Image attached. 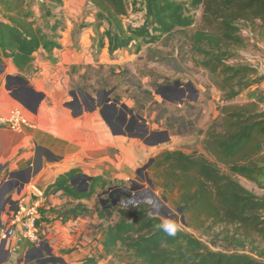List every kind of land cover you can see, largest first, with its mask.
Wrapping results in <instances>:
<instances>
[{
  "label": "trees",
  "instance_id": "1",
  "mask_svg": "<svg viewBox=\"0 0 264 264\" xmlns=\"http://www.w3.org/2000/svg\"><path fill=\"white\" fill-rule=\"evenodd\" d=\"M30 1L0 0V56L10 58L19 71L28 69L36 51L43 50L44 58L55 61L53 50L61 48L58 31L63 20L53 9H47L42 21L38 20ZM45 3L57 8L60 0ZM87 3L94 10L96 46L106 48L110 55L130 46L138 51L145 44H158L188 30L191 49L202 57L200 64L221 95L218 115L198 131L202 150L164 149L150 158L147 168L152 173V187L160 188L166 200L173 198L180 213L175 219L183 225L182 231L168 236L157 227L164 219L147 203L125 199L126 206L109 208L99 201L95 226L102 251L80 264H99L100 259L118 251L125 252L128 264H264V247L256 245V255L236 249L247 241L253 245L254 238L264 243V195L237 178L264 188V64L245 61L238 51L246 46L244 30L264 47V0H138L137 12L129 7V0ZM132 12L141 13L140 22L129 19ZM244 91L252 93L237 102ZM75 173L82 172L75 168L61 175L45 196L61 191L80 200L90 197L95 187L101 192L112 187L95 175L85 193L76 192L70 185ZM115 210L118 218L112 222ZM89 212L78 202L58 210L57 217L64 223ZM202 236L211 237L212 246L217 245L215 237H222L235 249H212Z\"/></svg>",
  "mask_w": 264,
  "mask_h": 264
},
{
  "label": "crops",
  "instance_id": "2",
  "mask_svg": "<svg viewBox=\"0 0 264 264\" xmlns=\"http://www.w3.org/2000/svg\"><path fill=\"white\" fill-rule=\"evenodd\" d=\"M49 3L54 4L52 1ZM57 5L53 11L63 20V27L58 31L61 48L53 50L55 61L44 58V51L40 49L34 53V59L28 69L19 71L10 58L0 56V111L6 113L19 106L33 123L32 126L23 127L19 131L0 127V241L5 240L4 246L0 248V264H35L39 250L45 248V237L41 238L40 247H34L24 237L21 225L11 221V215L18 200L25 204L38 202L41 216L49 214V206L59 203L52 193L45 196V193H38L31 185L48 166L72 164L75 168L80 166L89 169L100 164L99 170L102 173L123 176L136 168L140 156L149 151L148 147L166 143L155 142L165 137L160 135L164 129L154 130L147 126L144 118L141 119L149 128V134L160 137L148 141L146 137L137 134L136 128L142 120L135 125L130 124L128 120L131 110L128 111L127 106L122 107L119 103L111 101L102 107L89 109L82 105L81 100L76 106L66 103L70 82L65 76V65L82 60L92 61L88 52L93 43L95 18L94 10L87 0H60ZM85 8L90 10L88 14L84 13ZM31 9L34 17L41 20L38 18L37 3L32 5ZM141 16L139 13L137 22L141 21ZM196 16L199 17V10ZM132 17L134 16L131 15L130 18ZM82 20L87 23L85 26L79 24ZM120 115H125V119H120ZM106 148L116 150L113 161L106 155ZM139 168L141 167L137 169ZM28 170L31 172V178L19 188L20 177L11 174ZM99 170L97 169L96 173ZM82 174L85 173L78 176ZM263 180L264 178L262 182ZM245 181L253 184L255 188L258 187ZM59 192L61 191L54 194ZM47 199L51 205L46 203ZM138 199L148 201L140 196ZM84 224L85 221L78 218L62 224L55 220L52 225L58 235L54 237L55 245L49 246L58 249L57 246L63 248L72 243L78 248L74 253L86 251L88 237L82 232ZM74 225L76 227L73 229ZM73 230H76V233H70ZM77 242L79 245H76ZM56 254L61 255L58 252Z\"/></svg>",
  "mask_w": 264,
  "mask_h": 264
},
{
  "label": "rangeland",
  "instance_id": "3",
  "mask_svg": "<svg viewBox=\"0 0 264 264\" xmlns=\"http://www.w3.org/2000/svg\"><path fill=\"white\" fill-rule=\"evenodd\" d=\"M134 1H136V6L133 8ZM129 2V7L137 12L139 10L137 6L138 0H129ZM29 3L30 6L36 4L34 0H31ZM37 6L38 18H41L47 9H53V6H50L48 3H37ZM89 12V9H84V13L88 14ZM138 14L132 12L131 15L134 17L130 18V20L135 23L139 21L136 18ZM198 18L196 16V19ZM79 24L85 26L87 23L82 20ZM93 31V43L89 47L88 52V55L92 56V61L82 60L81 62L65 65V76H67L70 82V93H67L66 103L69 106H76L81 100V93L85 92L94 100L101 99L106 92L107 94L111 93L112 96L119 100L120 105L125 104L129 109L137 113L140 118H144V121L148 123L147 126L154 128V130H167L170 140L158 146L148 147L150 152L147 151L142 154L136 168L123 176L102 173L100 171V164L89 167V169L80 166L76 168L79 172L87 175H99L105 178L110 186L116 184L129 185L132 180L136 179L137 176H141L140 173H142L140 183L143 185L142 189L145 193L140 195V197L152 201L150 203L152 212H157V215L164 220L179 219L180 213L173 202V198L169 197V200L163 199L164 196L161 189L148 184L147 180L151 179L152 173L148 169L146 171L142 170L139 174L135 171L138 167H143L153 155L164 149H181L186 153L195 150L200 151V148H202V135L198 131L204 129L207 123L218 115L217 105L220 102L221 93L213 84L211 74L201 66L200 61L202 57L191 49L188 30L184 33H174L158 44H145L138 51L135 49V46H130L116 51L113 55H110L107 49L98 50L96 46V31L95 29ZM243 34L246 36L247 42L244 48L238 50L242 58L257 66L264 64V47L262 43L257 41L258 38L256 37V39L254 35H248L246 30H244ZM177 83L191 84L196 90V99H185L184 103H180V97L173 99L171 94L168 93L167 96H164L161 93L162 85H175ZM251 93V91H244L242 96L235 100L242 102L248 99ZM115 154L116 150L114 148H106V155L110 158V161L115 159ZM97 169H100L98 173H96ZM237 178L242 184L252 188L257 193H260V195H264V188L260 189L256 187V189L253 184L247 183L242 178ZM100 192V189L95 187V191L90 197L80 200L69 198L62 192L56 195L52 193L59 203L49 206L48 210L55 209V212L50 211L49 214L40 215L38 218L40 233L43 232L41 237H45V241L50 246L51 244L55 245L54 237L58 235L52 223L55 220L61 222L59 217H57L58 210H61L64 206L80 202L90 211L87 215L78 218L85 221L82 232L88 237L86 251L76 254L74 251L78 248L69 243V245H65L63 248L57 246L58 249H53L51 247L54 255L63 257L69 263H79L89 254L96 256L98 252L102 251L99 241V230L95 226L99 222L96 212L100 208V202L97 197ZM154 196L159 200L157 203H155L156 199ZM46 203L51 205L48 199ZM117 218V210L112 211L111 221L114 222ZM44 225L49 226L44 227ZM75 227L74 225L73 229ZM73 231L70 233H76V230ZM196 235L201 236L199 233H196ZM202 238L207 241L212 249H235L234 245L229 244V241L223 240L222 237H215L213 239L217 243L215 246H212L209 242L211 237L202 236ZM246 243L244 247H237V251L256 255V250L253 248L256 245L261 248L264 247V243H261L257 238H254L253 245L249 244L248 241ZM76 245H79L78 242ZM56 252L61 255H57ZM65 254L68 255L65 256ZM99 264H128V258L124 251H118L114 256L110 255L100 259ZM132 264L138 263L132 262Z\"/></svg>",
  "mask_w": 264,
  "mask_h": 264
},
{
  "label": "flooded vegetation",
  "instance_id": "4",
  "mask_svg": "<svg viewBox=\"0 0 264 264\" xmlns=\"http://www.w3.org/2000/svg\"><path fill=\"white\" fill-rule=\"evenodd\" d=\"M161 93L164 96H167V94H171L173 99H177L180 97V103H184V100H195L197 97L196 90L191 84H164L161 86ZM109 94V93H108ZM106 93L103 94L101 99L94 100L87 92L81 93V103L82 105H85L89 109H94L95 107H102L107 102H113L115 98L110 93L109 95ZM182 101V102H181ZM118 104L117 102H115ZM115 107V106H114ZM127 110V109H126ZM129 111V109H128ZM125 115H120V119H125ZM142 120L137 113L131 110V116L129 118V123L135 125L138 121ZM148 127L142 120L140 124H138L136 131L137 134L146 137L148 141H153L159 138V135L149 134ZM161 136L164 134H160ZM150 163V161H149ZM149 166V165H148ZM148 166L144 169L147 170ZM26 171L22 172L19 176L23 179L30 180L31 172ZM142 172V171H141ZM81 173H75L71 177L70 185L75 189L76 192L79 193H85L84 189L85 187H90L92 180H88V184H86L85 180L80 178L78 175ZM142 176V173H140ZM141 176H137L136 179L132 180L129 185L127 184H116L113 185L109 190H104L98 195L99 201L107 205L109 208L115 207L116 204H122L121 202L125 199H127L129 202L133 201L135 198H138L140 195H142L144 190L141 186ZM61 177V176H60ZM58 177V179L60 178ZM57 179V180H58ZM57 182V181H56ZM53 186V185H52ZM51 188V186L49 187ZM116 196H118L116 198Z\"/></svg>",
  "mask_w": 264,
  "mask_h": 264
},
{
  "label": "built area",
  "instance_id": "5",
  "mask_svg": "<svg viewBox=\"0 0 264 264\" xmlns=\"http://www.w3.org/2000/svg\"><path fill=\"white\" fill-rule=\"evenodd\" d=\"M34 1L38 4H42V3H45L47 0H34ZM32 124L33 123L24 114L23 110L19 106H15L11 108L6 113H3L2 111H0V127H8L9 129L19 131L23 127L32 126ZM141 186L143 185L141 184ZM148 201H141L138 198H135L131 202H134V203L144 202L150 205L152 201L151 200H148ZM155 201H156L155 203H157L159 200L156 199ZM122 204L126 205L127 202L123 201ZM150 209H152L151 206H150ZM39 217H40L39 203L36 201L30 204H25L22 200H18L15 208L12 211V215H11V221L13 223H19L21 225L22 233L24 237L29 241L31 245L37 248L41 245L40 230H39V225H38Z\"/></svg>",
  "mask_w": 264,
  "mask_h": 264
},
{
  "label": "water",
  "instance_id": "6",
  "mask_svg": "<svg viewBox=\"0 0 264 264\" xmlns=\"http://www.w3.org/2000/svg\"><path fill=\"white\" fill-rule=\"evenodd\" d=\"M114 102H116V100H114ZM122 107H126V105L122 104ZM163 134L165 135V137L158 139L155 142H167V141H169L170 137L168 135V131L164 130ZM148 165H149V161L143 167L137 169L136 173L139 174ZM74 168H75V166L72 164H65V165L52 164V165L48 166L42 173H40L35 178V180L32 181L31 185L38 193L44 194L48 187H50L56 183L59 176H61L62 174L70 172ZM21 173L22 172L12 173L11 175H15V177L18 178V177H20L19 175ZM80 177L84 178L86 182L92 178V176H88L85 174L80 175ZM18 179H19V183H18L19 188H22L26 182H29L28 180L23 179L21 177ZM147 182L151 185L150 179H148ZM86 190H87V187L84 189V191H86ZM117 197L118 196H116V198ZM154 197H155V199H158L156 196H154ZM163 199H165V198H163ZM148 202H150V201H148ZM155 213L158 214L157 212H155ZM4 243H5V240L2 239L0 241V248L4 246ZM44 244H45V248L39 250L40 253H39V257L35 260L36 263L51 262V261L58 262L60 264L68 263L66 260H64L63 257L54 255L51 251V247L48 245L47 242L44 241Z\"/></svg>",
  "mask_w": 264,
  "mask_h": 264
},
{
  "label": "clouds",
  "instance_id": "7",
  "mask_svg": "<svg viewBox=\"0 0 264 264\" xmlns=\"http://www.w3.org/2000/svg\"><path fill=\"white\" fill-rule=\"evenodd\" d=\"M158 228L162 229L168 236L175 237L178 232L182 231L183 225L177 220L165 219L162 224L157 225Z\"/></svg>",
  "mask_w": 264,
  "mask_h": 264
}]
</instances>
